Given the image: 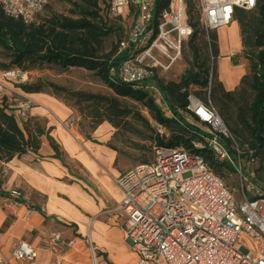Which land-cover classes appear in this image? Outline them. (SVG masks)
I'll use <instances>...</instances> for the list:
<instances>
[{
    "label": "built area",
    "instance_id": "built-area-1",
    "mask_svg": "<svg viewBox=\"0 0 264 264\" xmlns=\"http://www.w3.org/2000/svg\"><path fill=\"white\" fill-rule=\"evenodd\" d=\"M55 0H0L5 15L26 24ZM257 0H196L200 23L208 35L234 20L235 8L253 10ZM188 0H110L116 16L133 20L118 54H124L115 72L124 83H142L172 71L182 59L185 43L193 34L188 20ZM235 56V54H234ZM29 73L20 68L0 74V96L18 120L37 105L21 88ZM150 90L154 101L166 107L161 89ZM188 111L207 133L191 148L154 146V161L132 166L113 177L123 196L119 205L125 217V237L137 255V264H264V185L256 181V161L248 158L233 139L217 108L196 95L188 96ZM76 117L61 121L77 139ZM163 134V128L156 125ZM222 137L232 139L234 152ZM210 149L217 161L229 164L238 177V188L229 187L207 165L202 151ZM22 193L4 197L6 207L22 206ZM34 212L26 207L24 218ZM61 234L56 235V240ZM74 241L68 244L72 245ZM92 264L101 262L90 242ZM18 264H31L37 248L25 239L13 247Z\"/></svg>",
    "mask_w": 264,
    "mask_h": 264
},
{
    "label": "trees",
    "instance_id": "trees-1",
    "mask_svg": "<svg viewBox=\"0 0 264 264\" xmlns=\"http://www.w3.org/2000/svg\"><path fill=\"white\" fill-rule=\"evenodd\" d=\"M73 4L76 17L54 13L41 22L30 24L5 15L0 7V47L4 48L10 59L3 71L13 67L29 72L49 63L63 68L82 67L94 72L107 82L113 94H72L79 101L91 104L88 111V127L91 131L103 122H109L115 132L122 131L129 128V118H138L151 131L140 139L148 141L149 145L134 144L141 161L138 164L154 161V146L189 149L192 141L204 140L207 135L203 130L204 125L198 122L197 117H192L194 121L191 123L185 118V114L191 115L188 111V96L193 93L204 103H211L218 108L245 158L253 152L252 156L258 163L254 169L256 181L264 185V0H257L253 10L235 8L234 20L240 26L241 54L247 61V72L232 91L226 90L218 77L217 31L206 34L200 23L196 0H188V20L193 34L183 49V53L185 48L189 53V56H185L188 64L185 73L179 81H166L156 76L141 85L124 83L115 73L125 57L124 54H118L119 44L125 37L122 38L121 26L109 23L110 0H74ZM113 36L117 37V41L108 47L106 42ZM149 85L161 89L166 107L158 105L145 90ZM20 86L29 94L43 93L46 88H51L54 94L67 91L64 87L40 80ZM127 99L141 102L149 109L155 123L153 127L150 120L126 104ZM6 101V97L0 100V161L9 162L29 151L37 152L47 131L42 121L31 117L20 125L18 119L7 110ZM156 125L163 128V134L157 132ZM85 136L90 138L89 133ZM222 140L234 152V148H231L232 139L222 137ZM51 145L56 156L60 157L59 148L53 139ZM109 145L118 150L112 142ZM202 155L208 167L226 183L232 173L231 165L217 161L210 149L203 150ZM0 195L10 196L4 191H0ZM18 200L24 202L22 198ZM9 221L4 223L2 229L8 226Z\"/></svg>",
    "mask_w": 264,
    "mask_h": 264
},
{
    "label": "crops",
    "instance_id": "crops-1",
    "mask_svg": "<svg viewBox=\"0 0 264 264\" xmlns=\"http://www.w3.org/2000/svg\"><path fill=\"white\" fill-rule=\"evenodd\" d=\"M239 33L237 36V23L217 30V72L228 91L236 89L247 72L246 60L242 66L236 63L242 51L240 26ZM30 95L37 105L28 116L43 121L47 133L37 152L29 151L9 162L0 161V191L11 194L17 190L24 200L22 206L6 207L4 196L0 195V264H18L12 251L20 239L37 248V257L31 264H92L90 242L101 262L137 264V255L125 237V217L119 210L123 193L113 179L130 166L120 151L109 145L114 127L103 122L87 138L80 132L77 119L73 125L77 139L61 123L70 116L76 117L75 109L55 94ZM51 139L58 146L60 157L56 156ZM26 207L34 209L28 218H24ZM8 219V226L2 229ZM54 230L72 239L73 245L58 253L48 241Z\"/></svg>",
    "mask_w": 264,
    "mask_h": 264
},
{
    "label": "rangeland",
    "instance_id": "rangeland-1",
    "mask_svg": "<svg viewBox=\"0 0 264 264\" xmlns=\"http://www.w3.org/2000/svg\"><path fill=\"white\" fill-rule=\"evenodd\" d=\"M73 1L74 0H55L51 2L37 16L36 21L41 22L44 18H47L54 13L76 17L75 12H73L76 11ZM132 18V14L126 15L124 17L116 16L111 12H109L108 14V20L110 24L122 27V38L125 37L127 31L129 30L132 24ZM235 21L236 20H233L232 23H237L238 25V36L240 34L239 24L237 21ZM228 39L230 40L231 45H233L232 36H230ZM116 41L117 37L113 36L107 40L106 44L109 47L112 43H115ZM238 41H240L239 38L238 40H236V42L238 43ZM186 55L189 56L187 48H185L182 59L175 65L172 71L161 75V77H163L166 81H179L188 66L185 58ZM244 60L245 59L243 57V54H241L240 60L236 63L242 66L244 65ZM9 63L10 59L6 56L4 48L0 47V72L4 70V65L7 66L9 65ZM12 68L13 67H7L6 69ZM28 73V80L25 83H35L39 80L47 83L51 82L60 87H64L67 91H69L70 93H68L67 91H60L59 93H55V96L61 101H63L66 105L76 110V119H78L77 123L79 124V129L82 135L86 133H92V131L88 127L90 121L88 117V111L91 104H88L86 101H79V99H77V96L74 97L72 93L82 92L111 95L113 94V91L112 88L107 84V82L95 75L94 72L82 67L63 68L60 65L49 63H44L39 68L30 70ZM147 91L150 92V90L148 89ZM53 92L54 91L51 88H46L44 93L54 94ZM126 101L127 105L132 107L134 110L139 111L141 116L150 120L152 127L154 126V120L151 116V112L147 107H145L141 102L132 99H127ZM28 117H31L35 120L37 119L33 116H27L24 119L18 120L20 125H23V122ZM185 118L189 123L194 121V119H192V117L188 114H185ZM127 121V125L129 128L124 129L122 131L120 130L119 132H115L114 129L115 134L111 142L120 151L122 159L126 160L129 163L130 166L128 168H130L141 162L139 160L138 150L135 148L134 144L139 143L140 145H149L148 141H141L140 139L141 136H143L144 134L151 133V131L147 129L146 126L143 125L138 118H129ZM257 167L258 163L255 164V167H253V169ZM1 172L2 169H0V173ZM231 172V175L226 179V184L231 188H235L236 191V189L238 188V177L234 173L233 168ZM57 234H61V239L56 240ZM48 239L50 245L57 247L58 253L64 252L73 245L68 244L70 241H72V239L69 240L68 238H65L62 232L59 230H54L50 234Z\"/></svg>",
    "mask_w": 264,
    "mask_h": 264
}]
</instances>
